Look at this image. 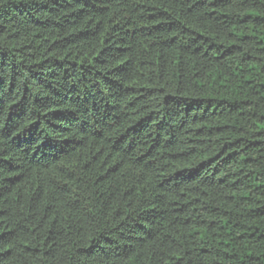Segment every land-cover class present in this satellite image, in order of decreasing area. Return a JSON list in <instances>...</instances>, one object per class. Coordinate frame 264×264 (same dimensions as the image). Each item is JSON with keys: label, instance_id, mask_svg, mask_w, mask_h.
<instances>
[{"label": "trees", "instance_id": "1", "mask_svg": "<svg viewBox=\"0 0 264 264\" xmlns=\"http://www.w3.org/2000/svg\"><path fill=\"white\" fill-rule=\"evenodd\" d=\"M0 264H264V0H0Z\"/></svg>", "mask_w": 264, "mask_h": 264}]
</instances>
